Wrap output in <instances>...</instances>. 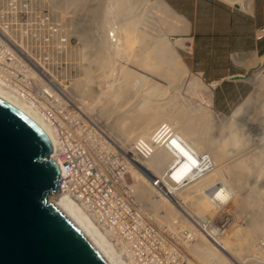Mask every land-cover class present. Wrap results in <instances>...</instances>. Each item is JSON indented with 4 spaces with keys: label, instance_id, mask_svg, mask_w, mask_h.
<instances>
[{
    "label": "bare ground",
    "instance_id": "obj_1",
    "mask_svg": "<svg viewBox=\"0 0 264 264\" xmlns=\"http://www.w3.org/2000/svg\"><path fill=\"white\" fill-rule=\"evenodd\" d=\"M51 1L57 3L59 6L69 7L72 12H74V8H76V6L86 1H89L90 6L85 12L84 19L86 20L84 22V26L82 25L81 31H83L82 34L84 37L85 46H95V55L93 56L91 61L96 60V65H98L100 74L103 75L104 70L109 67L110 62H113V55L117 54L119 56L121 54L120 50H122V48L124 49V47L126 52L123 51L122 53L125 55L126 59H128L126 50L127 41H125V35H123L125 39L122 42V46L118 45L115 49H112V46L105 39L104 34V36L100 34L96 38H92L90 35L91 23L94 20L95 23H97L99 19L103 20L105 18V3L109 0ZM228 1H230V3H232V1H238L243 7L248 8L250 11L252 10V0ZM111 2L114 7L115 15L117 17H121L120 28L124 29V32L127 31L130 27L137 30L138 27L136 25V22L134 21L135 18L133 16L128 15L130 9L129 7L132 6L131 4H133V0H111ZM152 3L153 7L157 11H160L165 15L169 16L170 18H174L175 20L181 22V25L177 27V30L180 31L179 34H181L182 37H180L174 42H170L165 37H154L149 35L147 32H141L137 30L138 36L135 37H137L136 40L138 42V48H136L137 51L133 50L135 52H132V56L130 57L132 62L135 65H141L144 68L152 69L153 71H155V73H160L163 77L167 78L168 80H174L175 78L177 79L179 75L188 73L190 75V82L199 86L204 85L202 78L199 77L200 72H191L189 70V68L181 61L178 49L176 47H191L192 38L189 34V29L186 20L181 15H179L174 9H172L171 6L165 0H153ZM90 18L92 20H90ZM166 18L167 20H169L168 17ZM174 19L173 21H175ZM173 21L171 19L169 20V27L171 28H174L173 26L175 25ZM153 24L155 25L156 23L153 22ZM92 25L98 27L97 24ZM160 26L163 27L162 25ZM0 40L4 41L5 43H9V45L14 48L9 49L18 51L16 50L18 48V41L13 40L11 37L7 36L1 26ZM237 56H235L234 58H236ZM262 56L264 57L263 54ZM40 65L41 64L35 62L33 58H28L27 66L29 69L22 70L19 76L24 80L28 81L27 83H31V81H36L37 72H35L34 70H30L32 69V66L38 67L39 70H47V68H45L43 65ZM10 73H19V66H10ZM84 75L85 81L83 79V83H78L77 85L72 84L75 85V89H81L83 91H81L82 93H86L88 91V88L92 89L90 86L89 68H87L86 73ZM105 75H107V71H105ZM135 76H138L140 79V87L143 86L144 82L146 81V77L141 73L135 72L134 69H130L126 66L122 71H120V74L116 76L114 81L110 83V91L109 93H106L108 94V96L106 97V100L102 105H98L93 108L92 103L85 102V105H80V108H93L90 111V114H88L91 117L90 119L96 120L99 123L98 126L101 125V133L104 135H108L110 139L114 142V144L118 147L117 149H119L121 154L124 155L122 156L123 163L119 166V168H124L125 166H128L130 174L134 180V183L130 185L132 186L133 195H135L134 193H136V196L142 203L150 206L151 211L154 210V212L156 211L161 215L160 219L162 220L165 219L166 221H168V219H170L172 215L177 214L176 207L181 206V209L185 211V214L191 217L193 222L195 221L205 226V224L210 221L209 219L211 218V216L218 210L220 206L224 204L223 201L226 198L228 199L232 191L230 186L228 187L227 184L221 182H218V185H215V188L206 191L205 188L207 187V185L214 180L211 178L215 174L219 173H214L215 170L206 156H209L210 159H214V161L216 162L218 161V159H220L226 154V147L228 145L240 146L245 143V140H247L248 138L251 139L252 136H255L256 144L254 150L252 151L253 153L250 155H244L242 159L233 162L232 165L229 163L230 165H227L229 166L228 172L230 176L233 177L234 175H236V177L239 178H243V176H246V178H248V176L254 174L256 176H259L261 172H263L264 153H262V150H264V145H262V149L258 150V152L256 151V148L260 146V139L261 137H264V130L254 131L253 126L260 125L264 129V74L262 73L261 69H256L255 71L251 72V74H249V80L254 83L256 89L260 91V94L256 98H244L243 101H241L232 110L231 114L226 117L222 116L220 112L214 110L211 107V89L208 90V101L206 104L208 105V108L206 107V109L202 111L203 113L201 114L192 113L191 111H187V109L183 108L182 106H178V103L176 102V100L172 99V96H170L171 106H167L163 103L162 105L157 106V104H155L152 100L151 95H154V92L159 90V85L156 82H150V84L148 85L149 91L146 92V94H142L139 89L131 88V83ZM62 82H64V80H52L51 83H54L58 87H62ZM106 83L108 82L106 81ZM40 87L42 89L52 88L49 84H46V86L43 84L40 85ZM96 89L97 88H94L93 90ZM101 89H103V87H101ZM104 91L105 89L102 90V92ZM0 94V96H3L6 99L10 100L11 102H13V104H15V106H17L23 112L31 116V118L45 130V132L50 137L51 141L54 142V140L56 139L57 131L59 133L62 130L61 132L64 133L61 122L67 121V118H56L59 116L54 115L53 119H51L50 121H45L40 117L38 113H36V111L34 110L35 108H32L33 106L31 107L27 104V102L22 101V99L17 93L12 90H9L1 84ZM41 103H43L41 99H39L37 102H32V104L35 105H40ZM77 106L78 104L72 105L73 108H76ZM250 107H257V111H259L260 113L259 117H257V119L255 120L253 118L251 119V117L246 118L247 111ZM38 110L43 111V109L40 108H38ZM74 111L75 110H72V112ZM172 121L173 128L170 127L165 129L168 135L159 137L158 142L153 144L152 136L157 127L164 122L171 123ZM246 122L249 127H246ZM214 130L219 132L218 136L210 134ZM139 138L147 139L152 145L153 152L147 159H142L139 156L135 155L137 151L135 149H132L131 147L133 141ZM202 149L205 151H203ZM70 152H72L71 149ZM72 155L73 154L71 153V156ZM131 156H133L134 159H132ZM202 159L203 161L201 162ZM176 162H179L180 166H177ZM205 162H209L208 166L210 167V169L212 168L211 170H209L208 168H204L206 167L204 166ZM119 164L120 162L118 161L117 165ZM60 165H62V160ZM223 168L224 166H222V169ZM114 171L115 170H112L111 172ZM101 178L104 179V177L102 176ZM154 180L156 185L154 184ZM67 182H70V174H62L60 184H66ZM126 182L128 183L129 181L126 180ZM207 188H210V186ZM184 189L188 191H183ZM155 192H159L160 195H162L161 198L157 197ZM49 199L54 202V204L61 210V212H63L81 230V232L85 234L87 238H89V240L94 244L100 254L104 256L108 263H144L142 262L141 257L138 256L139 253L133 248L124 250L121 245H118L117 248H114V246L110 245H101L100 240L97 238L94 232L81 223L83 221L81 220V218H78L76 216V213L73 211L70 202L66 200L65 196H63L62 193L54 192L53 194H50ZM251 204L255 205V212L249 215V219H247L248 226H246L245 228L246 231L244 233L243 238L245 243L241 244L244 245V247L249 244L252 239V235L256 234L257 232H260L264 227V223L262 220V215H264V189L260 190L257 193L256 198L249 193L247 194L246 191V196L241 198L239 206L242 205L244 207H247ZM231 206L233 207V204H231ZM224 211L225 209L221 210V212ZM177 216L180 217V215ZM181 218V221H176V228L178 230H180L183 221L186 222L187 225L191 228L193 227L191 222L184 220L183 217ZM158 223L161 224V221H158ZM141 232H143V230H141ZM125 233L127 235L129 245H131V243L134 242L135 234L132 230H126ZM188 233L191 234V231H188ZM207 234L211 238L209 239L210 243L202 241V246L199 250L198 248H196L197 246L195 247L194 245L191 246V249L195 248V253L199 252V254L201 253L202 256H206V254L210 253L216 256L219 260H222V262L225 264V261L223 260L224 258L221 257L220 253L224 255V252H226L232 244L225 239H219V241L216 242L217 239L215 237L212 239L210 230H207ZM204 243L207 244V248ZM211 243L213 246H211ZM176 245L177 244L175 243V246ZM216 250L220 253H217ZM251 253L253 254V252ZM164 262H166V259H160L159 261H156L155 263L151 264Z\"/></svg>",
    "mask_w": 264,
    "mask_h": 264
},
{
    "label": "rangeland",
    "instance_id": "obj_2",
    "mask_svg": "<svg viewBox=\"0 0 264 264\" xmlns=\"http://www.w3.org/2000/svg\"><path fill=\"white\" fill-rule=\"evenodd\" d=\"M222 1L230 4V1L228 0ZM152 2L153 0H133V4H131L132 6L129 7L130 9L128 15L135 18L134 21L136 22V25L138 27L137 30L141 32H147L149 35L154 37H165L170 42H174L182 37V35L179 34L180 31L177 30V27L181 25V22L175 20L174 18H170L160 11H157L153 7ZM234 2L235 4H237V6L242 8V10L247 12L250 11L248 8L240 6L241 4L238 1H232V3ZM89 6V1H86L76 6V8H74V12H72L69 7L59 6L57 3H54L51 0H0V26L7 36L11 37L13 40L18 41V46L20 45L24 52H29L36 59V61H38V63L43 65L45 68H48L49 72H51V74L58 80H64V82L69 85H77L78 83L81 84L83 82V75L86 73L87 68H89V79L91 83V76L99 72L98 65H96V60L91 61V59L95 55V46H85L84 37L82 34L83 31H81L82 25L84 26V22L86 20L84 19V15ZM166 17H168L169 20H175L173 21L175 23V25L173 26L174 28L169 27V20H167ZM90 20L92 19L90 18ZM152 20L154 23H156L155 25L153 24ZM120 22L121 17H117L115 15L112 2L111 0H109L105 3V18L103 20L99 19L97 23H95L94 20L90 25L91 37L96 38L100 34H104L105 36H103L112 46V49H115L118 45L122 46V42L125 39L123 35L126 36L125 41H127L126 50L128 59H126L125 55L122 53L123 51L126 52L125 47L124 49L122 48V50H120L121 54L119 56L117 54L113 55V62H110L109 67L106 68V70H104L103 72L104 77H106L105 81H108L107 84H109L112 80L114 81V79L116 78H111L113 73H115L117 76L118 74H120V71H122L127 66L130 69H134L135 72L141 73L146 77L144 85L140 87V79L138 76H135L131 83L132 89H139L142 94H146V92L149 91L148 85L150 84V82H156L159 85V90L155 91L154 95H151L152 100L155 104H157V106L162 105V103L167 106H171L170 96H172V99L176 100L178 106H182L183 108L187 109V111L198 114L203 113L202 111H204L206 107L208 108V105L206 104L208 101L207 99L209 89H211L213 99V86L204 80V78L201 76V73L199 74V77L202 78L204 85L199 86L190 82V75L188 73L179 75L177 79L175 78L174 80H168L160 73H155V71H153L152 69L144 68L141 65H135L130 57L132 56V52L137 51L136 48H138V42L136 40L137 37H135L138 36V31L130 27L127 31L124 32V29L120 28ZM92 24H97L98 27L93 26ZM158 25H162L166 33L163 27H159ZM108 32H112V38L109 36ZM176 47L178 49L181 61L189 68L191 72H197L190 65L191 47ZM0 48V54L3 56V58L6 57L10 58V60H15V57L10 54V50L14 48L11 47L9 43H5L4 41L0 40ZM3 48H5L9 54H7V52ZM262 57L263 56H261V58ZM262 60L261 65L256 66L254 69H261L262 73L264 74V57L262 58ZM254 69L252 70L255 71ZM252 70L249 74L253 72ZM105 71H107V75H105ZM250 82V94L248 93L244 98H256L260 94V91L256 89L254 83L252 81ZM110 87L111 84L106 87L103 86V89H105L104 92H102L103 89L101 88L96 90L88 88V91L86 93H82L83 91L81 89L78 90L77 88L75 89V92L77 98L83 102V104H81L82 106L85 105L86 102L92 103L93 108H95L96 106L102 105L105 102L106 97L108 96V94L106 93H109ZM67 90L72 91L71 89ZM243 99L240 100V102L243 101ZM211 107L216 110L213 104L211 105ZM257 110V107H250L247 111L246 118L251 117V119H257V117H259L260 115L259 111ZM231 112L232 111L225 114L221 112L220 113L222 114V116L226 117L231 114ZM98 124L99 123L94 119H77L73 121L61 122L64 136L67 139V144L69 145L71 151L74 152V149L79 148L81 150H84L85 152L90 153V156L93 157L96 163L101 161L103 175L106 176L109 175L112 170H117L118 162H115L112 159V154L116 151L120 152V150L117 149L118 147L114 144V142L108 135H104L101 133L100 129L102 128L100 127L101 125L98 126ZM247 126L249 127L246 122V127ZM253 130L262 131L264 129L260 125H255L253 126ZM210 134L218 136L219 132L214 130ZM248 139L245 140V143L240 146L228 145L226 147V154L218 159V161L215 162L214 159H211L213 162V168L215 170V172L214 170L213 172H219L220 174H215L211 179H214L216 181L213 180L208 185L212 187L218 185V182H221L227 184L228 187L230 186L232 191L230 190L231 195L229 196L230 199L229 197L227 199L228 203H224L218 208V210L209 219L210 221L206 223L207 225L205 224V226H203L202 224L195 221L194 223L191 217L185 214V211L181 209V206L176 207L177 214L172 215L171 218L168 219V221H166L165 219H161L163 222H167V224H169L177 215H180V218L183 217L184 220L191 222L193 227L191 228L184 221L181 224L180 230H178L176 226V234L171 237L173 240H175V242L172 243L177 244L172 250L175 257L173 259H166V262L164 263L156 264H224L222 260H219L216 256L210 253L206 254V256H202L201 253L199 254V252L195 253V248L191 249V246L194 245L195 247L197 246L196 248H198L199 250L202 246V241L210 243L209 239L211 238L208 236L207 230L211 231L212 239L215 237L217 239L216 242L219 241V239H225L232 244L227 250L229 252H224V255L216 250V252L220 253L221 257L224 258L222 259L225 261V264H264V227L260 232L252 235V239L246 247H244V245H241L242 243H245L243 238L246 231L245 228L246 226H248L247 219H249V215L255 212V205L251 204L247 207H244L242 205L239 206L241 198L246 196V191L247 194L249 193L256 198L257 193L260 190L264 189V168L263 172H261L259 176H256L254 174L248 176V178H246V176H243V178H239L236 177V175H234L233 177L230 176L228 172L229 166H227L230 164L232 165L233 162L242 159L244 155H250L253 153L252 151L254 150L256 144V138L255 136H252L251 139ZM262 145H264V137H261L260 139V146L256 148L257 152L258 150L262 149ZM76 153L77 152H75V154ZM262 153H264V150H262ZM90 160L92 159H88V161ZM176 163L177 166H180L179 162ZM222 166H224V170L222 169ZM204 168H208V166ZM125 176L127 180L130 181L129 175L125 174ZM208 185L207 187H209ZM207 187L205 188L206 191ZM183 191L187 192L188 190L184 189ZM229 204L230 206L231 204H233V207L231 206V208ZM222 209H225V211L221 212ZM262 216V220L264 223V215ZM169 227L173 229V226ZM188 231H191V234L188 233ZM204 245L207 248V244L204 243ZM240 245L242 246V248ZM211 246H213L212 243ZM165 252L169 253L167 249L164 250L163 254H165ZM251 252H253V254Z\"/></svg>",
    "mask_w": 264,
    "mask_h": 264
},
{
    "label": "built area",
    "instance_id": "obj_3",
    "mask_svg": "<svg viewBox=\"0 0 264 264\" xmlns=\"http://www.w3.org/2000/svg\"><path fill=\"white\" fill-rule=\"evenodd\" d=\"M111 35H113L112 32H109L110 37ZM254 36L256 39L264 38V23L256 28ZM3 49L7 52L5 48ZM16 50L18 51L10 50V54L15 57V60L3 58L0 54V84L2 86L14 91L20 96L22 101L27 102L31 107L33 106L32 108H35L36 113L45 121H50L54 118V115L59 116L56 118H67V121L89 120L91 118L88 115L92 110L90 107L80 108L83 102L77 98L76 87L67 85L64 82H62V87L51 83L52 80H59L49 72L48 68L47 70H39L38 67L32 66L30 71L34 70L37 72V80L31 81V83H27L28 81L21 78L19 74H21L22 70L29 69L27 66L28 58H33L37 63L38 61L29 52H24L20 45ZM7 54L9 53L7 52ZM10 66H19V73H10ZM115 77L116 74L113 73L111 78ZM105 78L99 72L91 76V88L100 89L103 86H109L113 80L107 84ZM83 79L85 81V75H83ZM43 84L45 86L49 84L52 88L42 89L40 85ZM39 99L43 103L40 105L32 104V102H37ZM76 104L78 106L73 108L72 105ZM38 108L43 109V111H39ZM72 110H75L74 112L76 113L72 112ZM171 123L164 122L157 127L152 136L153 144L158 142L159 137L168 135L165 129L173 128V123ZM61 131L59 133L58 131L56 132L54 153L60 163L62 160L61 173L70 174V182L60 184V192L70 202L76 216L81 218L83 221L81 223L94 232L103 246L110 245L117 248L118 245H121L124 250L135 249L139 253L138 256L141 257L142 262H144L143 264L155 263L160 259H173L175 256L172 250L175 248V244L172 242H175V240L171 237L176 234L175 227L177 222L181 221V218L175 217L167 224V222H163L160 219L161 215L158 212L151 211L149 205L142 203L136 193L133 195L132 186L130 185L134 183V180L128 166L119 168L123 163L122 156H124L121 152H113L112 159L115 162L119 161L120 164L117 165L116 171L110 172L109 175L105 176L103 175L101 161L96 163L90 153L79 148L74 149V153L77 152L76 154L70 152L64 133ZM131 147L137 151L136 153L134 152L135 155L142 159H147L153 152L152 145L145 138L134 140ZM71 153L73 154L72 156ZM206 157L213 166L209 156ZM131 158L134 159L133 156ZM88 159L92 160L87 161ZM209 162H205L204 166L207 167ZM208 169L211 170L212 168L210 169L208 166ZM125 174L130 177L128 183L126 182ZM212 188H215V186L207 188V191ZM155 194L160 198L162 196L159 192H155ZM158 221H161V224ZM169 226H173V229ZM126 230H132L135 234L134 242L131 245H129L127 240ZM166 249L169 253L165 252L163 254Z\"/></svg>",
    "mask_w": 264,
    "mask_h": 264
},
{
    "label": "water",
    "instance_id": "obj_4",
    "mask_svg": "<svg viewBox=\"0 0 264 264\" xmlns=\"http://www.w3.org/2000/svg\"><path fill=\"white\" fill-rule=\"evenodd\" d=\"M53 144L0 96V264H110L49 199L58 191Z\"/></svg>",
    "mask_w": 264,
    "mask_h": 264
},
{
    "label": "crops",
    "instance_id": "obj_5",
    "mask_svg": "<svg viewBox=\"0 0 264 264\" xmlns=\"http://www.w3.org/2000/svg\"><path fill=\"white\" fill-rule=\"evenodd\" d=\"M165 1L186 20L190 65L213 86L214 108L232 111L249 93L250 71L262 63L264 39L256 40L254 32L264 23V0H253L248 12L222 0Z\"/></svg>",
    "mask_w": 264,
    "mask_h": 264
},
{
    "label": "clouds",
    "instance_id": "obj_6",
    "mask_svg": "<svg viewBox=\"0 0 264 264\" xmlns=\"http://www.w3.org/2000/svg\"><path fill=\"white\" fill-rule=\"evenodd\" d=\"M240 5V4H239ZM240 6H242V5H240ZM243 7V6H242ZM256 30V29H255ZM255 33V32H254ZM255 37V36H254ZM262 39H264V38H262ZM256 40H261V39H256ZM1 95V94H0ZM13 103V102H12ZM52 144H53V149H52V153H51V155L53 156V153H54V142L52 141ZM54 158H56V160L58 161V162H60L59 160H58V158L55 156V153H54ZM59 165H60V163H59ZM61 175H62V173H61V165H60V182H61ZM60 182H59V188H58V191H56V192H60ZM61 193V192H60ZM53 194V193H52ZM224 203H227V198L223 201Z\"/></svg>",
    "mask_w": 264,
    "mask_h": 264
}]
</instances>
